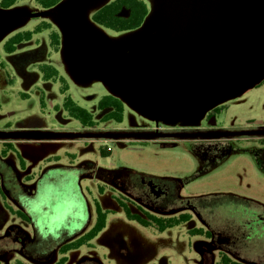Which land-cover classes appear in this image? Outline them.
Returning a JSON list of instances; mask_svg holds the SVG:
<instances>
[{"label":"rangeland","instance_id":"1","mask_svg":"<svg viewBox=\"0 0 264 264\" xmlns=\"http://www.w3.org/2000/svg\"><path fill=\"white\" fill-rule=\"evenodd\" d=\"M41 1L19 0L7 8L0 6V15L5 16L4 21L10 22L0 33V133L155 131V116L118 95L105 77L83 73L74 56H71V50L80 37V30L94 33L100 40L112 45L131 40L155 21L162 9V0H145L149 13L143 25L124 31L107 28L93 19V15L112 0H61L50 7ZM34 12L43 14L27 15ZM42 22H49L51 29L59 33V50L51 44L50 29L35 32L32 39L19 43L13 52L6 50L9 37L20 31H34ZM43 64L54 65L65 76L69 83L68 92L94 114L99 122L97 125L83 124L68 114L63 107L61 83L43 78L40 68ZM263 79L264 76L260 81ZM109 94L120 97L125 104L122 122L100 121L102 111L98 102L102 96ZM221 119L225 129L249 130L263 123L264 80L230 97ZM203 125H172L164 119L159 123L160 130L165 133L201 130ZM260 136L264 135L250 136L242 143L258 145L257 138ZM3 140H10L16 148L9 151L7 159L19 175L16 195L5 197L3 208L8 212L6 204L13 206L27 218L8 212V225L0 229V264L55 263L60 253L53 252V248L62 234H71L77 225L86 224L90 228L94 224L95 199L109 210L106 227L89 245L69 251L66 264H81L82 259H86L82 264H100L87 258H95L101 264H199L192 245L196 238L189 234L186 224L159 231L127 218L111 191L99 193L101 181L93 174L97 169L116 172L129 169L149 176L184 179L199 166L197 157L187 149L184 140H178L176 145L171 146H162L159 143L161 138L130 136ZM107 146L112 148L109 153L106 152ZM7 148L4 147L5 150ZM231 192L242 199H231L229 194H225ZM182 193L206 210L212 223L237 226L242 214L254 212L252 209L260 207L258 203L264 204V173L250 153H237L222 166L186 183ZM12 223L30 235L25 240V246L31 255L40 258L51 256V260L39 261L18 250L19 241L14 239L17 232H8L7 229ZM57 223L60 224L57 225L58 230Z\"/></svg>","mask_w":264,"mask_h":264},{"label":"water","instance_id":"2","mask_svg":"<svg viewBox=\"0 0 264 264\" xmlns=\"http://www.w3.org/2000/svg\"><path fill=\"white\" fill-rule=\"evenodd\" d=\"M243 1V20L239 25V7L232 0H170L168 4L162 0L159 15L141 34L123 44L112 45L94 33L80 30L71 56L83 73L105 77L118 95L152 114L157 121L192 116L259 83L264 76V0ZM238 133L253 132H219ZM157 135L0 134L19 138Z\"/></svg>","mask_w":264,"mask_h":264},{"label":"flooded vegetation","instance_id":"3","mask_svg":"<svg viewBox=\"0 0 264 264\" xmlns=\"http://www.w3.org/2000/svg\"><path fill=\"white\" fill-rule=\"evenodd\" d=\"M169 1L170 0H166L167 4ZM232 2L236 7H239V17H241V9L244 1L232 0ZM258 84L259 83H257V85ZM229 98H224L216 103H213L205 107L201 112L192 116L177 119L169 118V120L164 119L166 123L172 125L183 123L201 126L204 124V127L201 130H178L172 131L171 133H165L160 130L159 123L162 119H159L158 121H155V131L147 132L157 133L159 135L144 137L161 138L162 141H159V143L162 146L176 145L178 140H184V144L187 149H189V151H191L199 161L198 168L184 179L168 176H149L147 174H141L128 169H123L121 172L101 169L99 174V169H97L93 174L98 176L101 184H105L103 190L100 189V185L98 186V191L100 194L111 191L115 196L118 197L127 196L140 201L146 208L162 215L180 216L182 214H188L189 219L182 224H186L188 226L189 234L196 238L192 245L198 257L199 264H223V262H239V264H264L263 203H258L260 207H255V209H252L254 212L248 211V213L242 214V212H240L241 206L238 201L239 216L242 214L241 222L239 221L240 224L237 223V226L233 224L216 225L212 223V220L206 214V210H203L193 202L192 198L182 193L183 187L186 183L191 182L192 180L222 166L234 154L237 153H250L259 170L264 173V136L257 138L259 141L258 145H244L242 143L244 139H247L250 136H256L258 134L264 135V132H259L264 130V122L258 127H254L253 129L249 130H239V128L225 129L222 126L221 117L225 109V103ZM170 105V103L167 104V107L170 108ZM95 125L90 126L94 127ZM233 131H252L253 133H238L230 135L219 134V132ZM4 138L14 139L19 137L0 136V229H3L8 225L7 214L9 211L13 216H21L20 211L18 209L16 210L13 206L6 204V210L8 212H5L3 208V199L8 196L14 197L16 195L17 178H19L16 168L12 165V162L7 159L9 151L11 149L15 151L16 148L13 142L10 140L4 141ZM85 138L90 139L98 137ZM4 147L8 148L5 150ZM193 147L198 148L200 153L193 151ZM225 194H229L231 199H242L241 196L234 192ZM248 215H250V217H248ZM57 225L60 224H56V229L58 230L59 226ZM90 228H87L86 224L77 225L74 232L71 234H62L61 239L55 243L53 252L56 250L60 253V248L64 243L82 236ZM7 229L8 232H17V237H14V239L19 241V245L16 246L18 250L39 261H48L49 259L51 260V256L47 258H40L31 255L30 252L26 250L25 240L29 239L30 235L26 230L20 229L19 225L12 223L7 227ZM87 259H90L88 261H92L93 263L98 262L101 264V262L95 258ZM82 260L85 261L86 259ZM83 261H81V264Z\"/></svg>","mask_w":264,"mask_h":264},{"label":"trees","instance_id":"4","mask_svg":"<svg viewBox=\"0 0 264 264\" xmlns=\"http://www.w3.org/2000/svg\"><path fill=\"white\" fill-rule=\"evenodd\" d=\"M17 1L19 0H2L0 2V6L7 8L14 5ZM60 1L61 0H42L41 2L50 7L59 3ZM148 13L149 7L145 0H112L100 8L93 15V19L96 23L107 28L116 31H124L141 27ZM246 14L249 15V13ZM248 15L246 16L248 17ZM5 19V16L0 15V33L10 25V22L7 23L4 21ZM242 20L243 19L239 17V25ZM51 27L52 26L49 22H42L36 27L34 31L26 30L17 32L16 34L9 37V39L6 41L5 48L6 50L13 52L16 50L19 43L32 39L35 32L41 31L42 29H50L51 44L55 50H59V33L51 29ZM40 68L43 72L44 79L59 81L61 83V92L64 94L63 107L71 117L87 125H95L99 123L95 120L94 114L87 108L81 106L68 92L69 83L67 79L54 65L43 64L40 66ZM98 108L102 111V118L100 121L115 120L117 122H122L124 120L125 104L123 100L116 95L109 94L102 96L98 102ZM108 147L110 146L106 147L107 153L111 152L112 150L111 147V149H108ZM192 150L196 153H200L196 147H193ZM100 171L101 169H99L98 174ZM104 187L105 184H100L101 190H103ZM116 197L127 218L134 220L145 227H153L159 231H164L168 228L179 226L189 219L188 214H182L180 216L162 215L146 208L138 200L129 198L127 196ZM108 214L109 210L104 209L101 203L95 199L94 224L82 236L64 243L60 248L61 257L53 264H66L69 259L67 255L69 251L77 249L85 244L89 245L91 240L106 227ZM20 215L27 218L26 214H24L22 211H20ZM19 264L25 263L19 262ZM223 264H239V262H223Z\"/></svg>","mask_w":264,"mask_h":264},{"label":"built area","instance_id":"5","mask_svg":"<svg viewBox=\"0 0 264 264\" xmlns=\"http://www.w3.org/2000/svg\"><path fill=\"white\" fill-rule=\"evenodd\" d=\"M108 149H111L110 147H108Z\"/></svg>","mask_w":264,"mask_h":264}]
</instances>
